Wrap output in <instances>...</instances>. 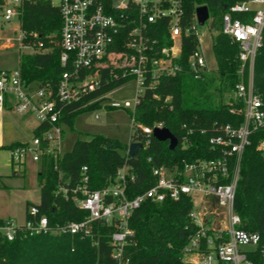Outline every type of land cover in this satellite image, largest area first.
<instances>
[{
	"label": "built area",
	"instance_id": "1",
	"mask_svg": "<svg viewBox=\"0 0 264 264\" xmlns=\"http://www.w3.org/2000/svg\"><path fill=\"white\" fill-rule=\"evenodd\" d=\"M26 1L31 0H3V19L9 21L18 16ZM49 1L59 8V60L66 66L56 89L25 84L18 68L0 70V108L9 104L14 113L32 115L38 125L43 124L39 134L33 133L29 141L9 148L14 163L23 164L27 157L40 163L46 155L62 156L64 124L59 103L77 100L81 93L99 85V67L105 64L104 57L114 61L118 69L114 75L135 80L134 107L146 87L154 85L162 76H173L187 69L195 78H202L204 73L214 69L202 50L195 14L192 22H183V0ZM163 20H166L171 44L157 48V40L148 34V28ZM221 32L239 45L238 80L232 93L242 102V121L237 126L225 124L209 138L213 151H218L217 156L153 167L154 184L133 197L128 196L127 182L134 179V174H126V167L117 170L113 182L91 188L86 166H82L77 183L72 187L59 184L57 190L86 211L83 219L52 227L46 215H38V208L33 204L29 207L31 217L24 218L22 223L0 217V237L11 241L20 233L32 235L48 231L84 236L90 233L93 221H100L114 227L111 234L114 264H127L124 249L133 235L127 225L132 212L147 200L159 203L166 198L178 200L186 195L192 201L189 217L197 230L183 254L184 264H264V240L257 232L240 228L241 220L234 210L241 156L250 145L252 134L264 129V101L254 88V61L264 36V0H241L227 6L221 19ZM189 33L196 36L197 44L184 64L178 62L180 37ZM24 36L19 29L18 48L33 52L34 46L25 44ZM89 69L93 70L90 75L86 74ZM108 106L128 108L131 103L112 101ZM137 124L145 134H152L155 127H164L161 121L151 126ZM147 143L148 140L142 142V147ZM257 149L264 162V139L259 141ZM150 159L148 156L147 160ZM216 219L218 225L214 226Z\"/></svg>",
	"mask_w": 264,
	"mask_h": 264
},
{
	"label": "trees",
	"instance_id": "2",
	"mask_svg": "<svg viewBox=\"0 0 264 264\" xmlns=\"http://www.w3.org/2000/svg\"><path fill=\"white\" fill-rule=\"evenodd\" d=\"M241 0H183V22L194 20L195 9L206 5L209 18L205 22L213 34L212 51L216 67L195 78L187 69L173 76H162L154 85H148L130 112L132 124L129 141L148 143L134 156L126 155L127 144L99 134L77 137L72 148L60 158L43 156L36 178L40 185V199L34 204L38 215H46L50 226H63L79 221L86 211L79 209L70 196L58 192V185L72 187L86 166L91 188H100L114 181L116 172L126 167L128 196L133 197L154 184L152 168L180 165L182 161L217 156L209 138L222 126H237L242 121V102L232 93L238 80V43L221 32V19L226 7ZM3 0H0V6ZM19 29L24 32L23 42L32 44L33 52H20L18 69L25 84L50 87L53 91L66 68L60 63L61 17L59 8L49 0L24 2L18 15ZM148 34L157 40V48L171 44L166 20L148 28ZM181 54L178 62L185 61L197 44L193 33L180 37ZM99 67V85L81 93L74 101L59 103L61 121L72 125L74 117L86 110L100 107L105 95L125 83L129 77L114 75L118 69L111 58L104 57ZM89 69L86 74H92ZM84 74V72H82ZM148 80V79H147ZM254 88L264 101V36L254 61ZM9 106V104H8ZM110 107V106H109ZM161 121L177 138L174 149L166 141L152 134L142 133L137 123L151 126ZM43 124L33 133L39 134ZM264 139V129L254 132L240 160L234 210L239 215L240 228L257 232L264 240V162L257 145ZM20 142L1 145L12 148ZM107 144H110L108 147ZM150 160H147V157ZM14 164V162H12ZM27 202L24 218L28 219ZM192 201L183 195L178 200L166 198L162 202L144 201L127 220L133 235L124 249L127 264H184L182 261L189 240L197 230L190 219ZM112 225L93 221L88 235L67 231L32 234L20 233L9 241L0 237V264H114L112 258ZM204 249L203 245L201 246ZM223 264V263H222Z\"/></svg>",
	"mask_w": 264,
	"mask_h": 264
},
{
	"label": "rangeland",
	"instance_id": "3",
	"mask_svg": "<svg viewBox=\"0 0 264 264\" xmlns=\"http://www.w3.org/2000/svg\"><path fill=\"white\" fill-rule=\"evenodd\" d=\"M115 3L121 0H112ZM4 3V2H3ZM0 6V69L18 68V55L20 52H27L28 48H18L16 37L18 36V16H13L9 21L3 19L4 4ZM200 44L207 63L210 67L216 65L212 51L213 34L208 32L206 23L198 24ZM210 33V34H209ZM10 39L7 43L6 39ZM137 86L134 79H128L122 85L116 87L105 95L100 107L89 109L77 114L72 125H64L61 151H69L77 137L87 138L93 134H99L121 143L129 141L132 119L130 112L134 109V102L137 95ZM129 101L128 108H113L108 105L112 101ZM16 113L5 115V134H22L23 138L29 141L32 137L31 127L37 123L32 115L24 117ZM95 115L99 118L96 119ZM8 139L5 140V143ZM15 161V160H14ZM8 148H0V217L11 218L16 223H22L25 215L27 202L36 204L40 199V185L36 174L40 163L32 161L27 157L23 164L14 163ZM16 162V161H15ZM199 202V200H197ZM203 204L200 205L202 207ZM211 209L209 204H206ZM210 206V207H209ZM213 207V206H212ZM214 226L218 220H213Z\"/></svg>",
	"mask_w": 264,
	"mask_h": 264
},
{
	"label": "water",
	"instance_id": "4",
	"mask_svg": "<svg viewBox=\"0 0 264 264\" xmlns=\"http://www.w3.org/2000/svg\"><path fill=\"white\" fill-rule=\"evenodd\" d=\"M195 16L197 22L203 25L209 18V9L206 5H201L196 7ZM152 135L160 140L166 141L168 143L169 149H174L177 146L178 140L175 135L166 127H155L152 131ZM110 144H107L108 147ZM142 147V142L139 141H129L127 144L126 155L134 156L138 150Z\"/></svg>",
	"mask_w": 264,
	"mask_h": 264
},
{
	"label": "crops",
	"instance_id": "5",
	"mask_svg": "<svg viewBox=\"0 0 264 264\" xmlns=\"http://www.w3.org/2000/svg\"><path fill=\"white\" fill-rule=\"evenodd\" d=\"M215 67H216V65L213 68H215ZM7 113H14L10 106L5 107L4 109L0 108V146L1 145H7V144H10L12 142L27 141L25 138H23L22 134L14 133L11 136L7 137V135L5 134V128H4V123H5L4 119H5V115ZM17 116H20V115H17ZM20 117H24V116H20ZM37 125H38L37 123L32 125V127H31L32 134H33V130L37 127ZM6 139H8V141L5 143Z\"/></svg>",
	"mask_w": 264,
	"mask_h": 264
}]
</instances>
